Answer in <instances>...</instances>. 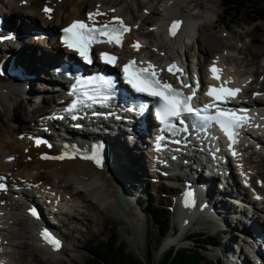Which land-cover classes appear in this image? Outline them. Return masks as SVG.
I'll return each mask as SVG.
<instances>
[{"label":"bare ground","instance_id":"bare-ground-1","mask_svg":"<svg viewBox=\"0 0 264 264\" xmlns=\"http://www.w3.org/2000/svg\"><path fill=\"white\" fill-rule=\"evenodd\" d=\"M7 1L9 0H0V15H2V12L4 13L5 20L8 23L7 28L9 30L15 32V34L21 35V39L11 41L20 43L23 51L20 49H14L15 45L11 41H5L4 43H2L3 45L6 43V45L10 46L11 50L7 51L6 54L14 55V66L16 68H21L19 75L8 73L3 80L6 81V84L8 82L11 84L10 85L8 83V88L9 90H13L14 93H21V95L26 98L28 97V95L31 96L33 94L39 97L38 105H33L30 111L32 114L35 112L39 114L43 113V116L44 114H46V107H49L50 105L49 100L52 99V103L55 104V99H62L63 96L55 97V95H52L50 87L44 84V82L46 81V76L50 73L51 67L53 68V62H57V57L59 56V52H61V49L57 46V44H54L53 49L57 51V54L49 56L47 55V51L42 49V47H34L33 44L36 42L32 40V36L34 35V33L31 32V29L45 31L49 30L50 35H52L51 38L53 40L54 34L60 30L63 24L68 23L73 19L86 18L87 13H103L104 15H98L100 16L101 22L109 21V18L114 15L123 16L124 23L131 24L132 26L138 25L139 23L140 25L144 26L154 25L151 24L154 20L152 22L147 20L149 19V17H152L153 14L157 13L161 16V18L158 20L155 19V25L157 29H163L164 27H166L167 33L169 32L170 26L173 21L179 20L181 22L179 29L176 31V35L173 36L168 34L166 39H164L157 32V30L155 33L152 30H148L146 32H137L133 29V32L128 36L130 44L133 43L134 40H139L143 43V46L139 49V51L135 52L131 45L125 43L123 45V51L125 53L124 59L126 60L128 57H135L139 61H145V52L147 51H159L162 52V54L164 53L165 57H170L169 51L175 50L178 54V57L184 59V62L188 67L196 66L198 68V72L201 74V76H203V82H206L207 79L210 82L207 68L209 65H211L212 61L206 64V67L204 68V62L200 60L199 57L197 58L196 54L191 55V53L194 51V49H197L196 47H198L201 57L205 58L206 55H212L216 51H219V47L223 46V40L221 38H218L213 34L205 35V28H202L201 32L199 31L200 35L197 39V44L191 45L187 44V42H182V40H184L188 36H196V21L194 22V16L190 14V10L191 5L199 7L200 5L198 4H204L202 1H197V5H195L193 0H159L158 4H161V12L163 11V14L161 12H158L156 5L151 6V8L143 5L144 8H142V11L145 10L146 13L142 14L141 17L137 15L140 10L135 11V9H132L133 7L130 4L124 6V4L127 3L124 0H116V3L114 2L111 5L109 4L110 6H105V1L103 0H98L97 2H93V0H25L27 6H21V0H10V6L8 5ZM39 2H41V4L38 7ZM134 2L137 6L142 5L138 2V0H134ZM92 3H94V5H97L92 9H87L88 6V8L91 7ZM119 3L123 4L121 5L122 8L120 7L121 9H118L117 7ZM147 4L150 5L149 3ZM45 5L53 8V12L51 13V15L41 12L42 7ZM69 5L74 6L75 8L70 11L71 13L67 14ZM182 6H185V10L182 9ZM128 13L130 15H128ZM212 22H215V20ZM148 32L153 33V35H155L154 37H156L157 39H153V41L147 42L146 36H151V34ZM180 41L182 42L183 49L185 51L175 48L179 46ZM40 43L42 44V42ZM45 45L51 48L48 43ZM243 49L244 48L236 50L233 46L230 47L228 45L225 51L223 49L222 52L216 53L213 56V59H216V62L222 67L226 79L231 83L236 82L240 87H243L244 82L251 80L252 77H256V80L262 77L261 81L257 84H259L260 89L264 90V70L260 67H255L254 70H250L247 64V67L243 65L244 63L238 59L240 57L238 55H242L243 60H246L247 54L242 52ZM27 52L29 53V56L27 55ZM160 61L161 59L156 60V62ZM263 63L264 60L260 62V65H262ZM257 68H260V70H257ZM27 72L34 73L36 75V78L28 79ZM193 73L195 72H193L192 70L190 71L189 69V75ZM19 78L26 79L29 84H27L26 81H23L22 84ZM21 85H27V88L23 89L22 91ZM253 89L254 91L258 90L257 87H253ZM0 97L6 105L9 101V96L0 93ZM14 98L17 99L16 97ZM26 98L21 99H23L27 104ZM21 99L17 100V104L21 102ZM2 116L3 114L0 115V117ZM108 122L114 123L116 127L108 129L104 136L101 137L104 140V143L109 148L110 162L102 163V165H105L107 167L106 172H103L101 169L100 171L95 169L93 163L82 160L79 154L71 160H42L41 155L43 152H46V150L43 147L34 148L31 146V144H29L31 148L30 156H28V159L24 160V163L21 162V159L18 157L19 150L21 149L18 145L21 144L18 143L17 139L14 138L15 133L10 140L14 142H12L10 146L3 143L7 141H0L2 142L0 143V173L2 174V179L6 180V182H8L9 184L8 189L0 193V200H3L4 202V205L2 207L0 206V229L9 230L11 227V231L15 232L12 225L23 228V221H18L19 219L16 218V215H19V213H14L13 215L10 210H27L28 206L31 204H34V206L36 207L38 218L42 220L43 224L45 223V211H43L42 205L45 207L47 199H45L46 201L44 203L41 197L38 198L39 200L33 199L35 195L33 193H30L29 190H26L27 187H30L32 191L39 196L47 197V195H49L56 200L63 201V203H59L64 209L65 207L70 206L68 212L65 213L64 210L59 212L60 219L62 218V215L70 217L72 216L71 211H77L75 207H72V205H67L69 201H74V198L82 199L81 196L76 193L70 194L67 192V190L69 189L67 183H72L78 186V189L85 190L89 196L96 200V203L86 200L88 206L90 205L92 209L98 208V205L100 204L108 212H117L120 210L127 217L136 215V213H132V210H137L138 208H140L139 204L141 203V201H143V195L146 194V189L149 188V186L143 184L144 187L142 186L141 190H138L139 186H137L136 179H138L137 176H140L141 178L144 177L145 180H149L147 171L143 172V169L145 167L144 156L147 145V137L151 133V127H148L149 134H147L146 131H139L136 135L132 136L129 142L128 136L126 134H121V129L124 125V121L122 119H115L110 116ZM89 135V133L79 134L78 132L71 131V133L66 135L68 139L61 140V142L70 143L74 140V142L78 146H83L84 143L82 140H86L85 144H87V137ZM10 147L11 149H8L9 151L5 152L6 155L3 156L4 151L2 150H6V148ZM36 151L37 153H34ZM51 152L53 154H58L56 147H53ZM115 156L120 159V161L123 163V166L128 171V177L126 179L127 187L125 191L117 188L114 183L116 166L118 164V159ZM23 157H25V155H23ZM253 157L254 153H251L246 158L240 157L235 164L236 169L234 173L239 176V180H241V178H246L248 181H250L255 190H252L251 188L243 190L240 187L237 178L234 179L235 175L229 167H225L223 169V174L221 175V177H219V189L221 190L219 197H217V195L212 192L213 188L207 189L206 185L204 188H202L200 183L195 182L194 180H191V183L195 185L199 192V196L201 199L200 203H207L206 206H202V209L203 211L207 212V216L209 217V219L203 221V223L214 221V223L220 225L221 231L228 230L230 233H233V235L227 238L226 241H228L229 243L232 241H235L234 243L239 241V244L237 243V246L235 245L236 250L232 251L231 255L235 257V254H238L237 257L244 258V260L246 262L248 261L249 264H263L262 262L264 260V254L262 253L260 247H264V204L255 201L253 199V196L255 194L264 196V190H262V192H259L254 183V179L258 178V180L260 182L263 181L264 184V176L262 175L261 171H257L258 167H256L255 160L252 159ZM259 158H261V161L264 162V156H261ZM246 162L250 165H247ZM34 163L39 165L47 163L49 165L58 167L57 169L61 168L60 171L56 169L55 173L58 176L59 180L65 182L63 183L65 184V186L62 187L60 183L51 185L41 177L43 175L42 173L30 172L32 168H35ZM113 167L115 169L113 173L114 178H110L112 176L111 173L113 172ZM51 172L54 174L53 170ZM12 189L18 190L16 192L18 193L16 197H14V195L11 193ZM19 192H25L26 196L19 194ZM18 197H23V199L26 200L25 203L22 204V202H19ZM115 197L121 198L123 202V208L117 204ZM245 201H247V204H250L249 208L252 209L251 218L246 223H244L245 221H243V219L240 220V217H236L234 220H228L229 216H245L247 211V209H245V207L243 206V203ZM89 202L91 203L89 204ZM93 204H96V208H94ZM239 206L240 208L238 209ZM100 214L102 213L100 212ZM74 219L76 218L74 217ZM200 221L202 220H199L197 222ZM60 222L64 226L67 224L62 219ZM249 233H253V237L251 235V237H249ZM5 237H7V234H5ZM34 241L39 243V237L35 236ZM174 243L175 240L173 239V236L166 237L161 242V246L159 248L161 254L172 244L174 245ZM17 244V246L19 247H26V243H23V241ZM59 249H56L54 252H48V254H51V256L58 255L61 253L59 252ZM246 250H249L250 252H254L256 254H261L262 257L255 262L253 259L254 257L249 255L251 253H249L247 256Z\"/></svg>","mask_w":264,"mask_h":264},{"label":"rangeland","instance_id":"rangeland-1","mask_svg":"<svg viewBox=\"0 0 264 264\" xmlns=\"http://www.w3.org/2000/svg\"><path fill=\"white\" fill-rule=\"evenodd\" d=\"M97 1L98 0H93V2H97ZM103 1H105L104 5L106 6L109 4L111 5L116 0H103ZM124 1L127 2L126 4H124V6H127V4H130L133 7L132 9H135V11L140 10L139 11L140 14L139 12L137 14L139 17H141L142 14L146 13L145 10L142 11V8H144L143 5H146L149 8H151V6L156 5L158 12H161L162 10V7L160 10L158 6L159 0H155L154 2L153 0H148L149 2H146L147 0H138V2L142 4L141 6H137L134 0H124ZM193 1L195 5H197V1L198 2L202 1L204 3L202 5L198 4L200 5L199 7L191 5L190 14L194 15V22L196 21L195 27L197 28V33L195 37L193 36H188L186 38L184 37L185 39L182 40V42H187V44H191V45L197 44V39L200 35L201 29L205 28V35L213 34V35H216L218 38H221L223 40V44H222L223 46L219 47L218 49L219 51H216L212 55L208 54L206 55L205 58L201 57L198 47H196L197 49H194L193 51L194 53L189 52L191 53V55L196 54L197 58L199 57L200 60L204 62V66H205L209 62V60L213 58V56L216 53L222 52L223 49L225 51L228 45L230 47L233 46L234 49L236 50L244 48L242 52L247 54L246 60L245 61L243 60L242 55H238L240 56L238 59L244 63L243 65H245L246 67L248 65L250 70H254L255 67H260L264 70V63L260 65V62L263 61L264 59L263 21L252 24L248 18L252 16L251 12L253 11V9H256L258 7H264V0H251L250 2L246 3L244 8L241 9L240 12L237 14L233 23H231L229 18L223 17L222 6H221L220 0H193ZM7 3L9 5L11 1L9 0L7 1ZM147 3H149L150 5H148ZM20 4L21 6H27L25 5L24 0H21ZM40 4L41 2L38 3V7ZM121 5L123 4L121 3L118 4V9L122 8ZM95 6L96 5L92 3L91 7L88 8L89 7L88 6L87 9H92ZM184 7L185 6H182V9L185 10ZM73 8L75 7L69 5L67 9V14L71 13L70 11ZM246 12H250V14L246 15ZM128 15L130 14L128 13ZM158 16L160 15H158L157 13L153 14V16L149 17L147 21L152 22L154 20L151 24H155L156 23L155 19L158 20ZM214 20L216 21L212 22ZM140 27H143L144 28L143 30H147V28H150L144 25H140ZM225 29L226 30L229 29L228 34H226ZM258 29H261V30L259 31ZM143 30H138V32H143ZM150 34L151 36L146 37L148 41L157 39L156 37H154L155 35H153V33H150ZM234 35H238L239 42L234 43L232 39V38H235ZM34 40H36L35 42L47 41L45 40L44 37L35 38ZM182 42L180 41L179 46L175 48L184 50ZM242 43H247V44H243L242 46H240ZM169 54H170V57L172 58L173 55L176 54V51L170 50ZM149 56L151 58L158 59V58H163L164 53L162 54L158 52H150ZM260 68H257V70H260ZM29 74L30 73L28 72L27 75ZM3 79L5 78H2L0 76V93L8 95L9 101L7 102L6 104L7 106H6L4 104V101L0 97V115L3 114V116L0 117V141L2 142L7 141L3 143L5 145L10 146V144L14 142L10 140L15 133L14 138L17 139V142L21 144V145H18L21 148L19 150L18 157L21 159V162L25 163L24 160H26V158L23 157V155H25V150L23 151L24 149L23 146H28L29 140L27 138V133L29 130H31L30 129L32 127L31 122L33 121V119H35V116L40 115L39 113H36V112L33 114L30 112L33 105L34 106L38 105L37 102H34V99L37 96L33 94L31 96L28 95V97L26 98L22 96L21 93H14L13 90H9L8 88L9 82L7 81L8 83L6 84V81ZM19 79L22 82V84H23V81H26L27 84H29V82L26 79H22V78H19ZM25 88H27V85L25 86L21 85L22 91ZM14 97H16L17 99H15ZM21 98H26L27 104ZM19 99H21V102L17 104V100ZM14 147H15V144H14ZM8 149L10 150L11 147L6 148V150L5 149L2 150L4 151L3 156L6 155L5 152L9 151ZM115 157L118 159V164L116 166L114 183L117 188H119L122 191L123 190L125 191L127 187L126 179L128 177V171L125 169L120 159L117 156ZM144 159H145V167L143 169V172H146L147 167H146L145 156H144ZM254 160H255L256 167H258L257 171L258 172L261 171L262 175L264 176V162L261 161V158L257 159L256 157H254ZM40 165L35 164L34 165L35 168L34 169L32 168L30 172L42 173L43 175L41 177L45 179L51 185H55V183H60L62 187L65 186V184H63L65 182L59 180L58 176L55 173V170L58 167L49 165L47 163H44L43 165L40 164ZM60 169L61 168L57 170L60 171ZM52 170L54 174L51 172ZM114 170L115 169L113 167L112 169L113 172L111 173L112 176L110 178H114L113 177ZM137 178H138L136 179L137 186H139L138 190H141L142 186L144 187L143 184H146L147 186H149V188L146 189V194L143 195L144 196L143 201H141V203L139 204L140 208H138L137 210L135 209L132 210V213L134 212L136 213V215H131L129 217L125 216L124 213H122L119 209H118L119 211L117 212L115 211L108 212L100 204L98 205V208H96V204H93L94 208L96 209H92L90 205L88 206V203L86 202V200L92 201L93 203H96V200L92 198L91 196H89L85 190H80L77 188L78 186L72 183H67L68 188H69L67 192L70 194L76 193L79 196H81L83 200L79 198L77 199V202H76L77 211L75 210L71 211L72 216L68 217V216L62 215L61 219L67 223L65 226L63 225V227L61 228V232L65 234L66 236V242L63 248L60 250L61 253L55 256L53 255L51 256L48 253H46V251L42 247L39 246V243L34 241L35 231H34L32 224L28 223V216L26 218V214L28 215V213L24 209H17L14 211L13 209H11L10 211L12 213H19V215H16V218L19 219L18 221L20 220L23 221V226H24L22 228V227H17L13 225V229L15 230V232L11 231V234H12L11 245L12 246L10 245L7 247V249L11 251L10 253L12 256L11 258L17 262H21L22 264H82L88 258L92 256V253H91L92 243L96 241H107L111 239H117L118 243L123 245L126 248V252L132 255L133 257L144 261L145 264H157V262L161 259L165 250L163 251L162 254L159 251V248L162 242L160 239L161 235H160L158 226L153 222V220L150 217V211H153L152 207H155L154 206L155 204L165 205L168 208V206H170V201H169L170 198H167L166 200L162 199L163 196L165 197L166 191H161L163 190L162 187L158 183H156L155 180H152V181L145 180L144 177L141 178L140 176H137ZM162 185L164 186V184ZM156 190L158 191L156 192ZM1 202H0V205L2 204ZM90 203L91 202H89V204ZM168 210L170 213V209ZM100 212L102 214H100ZM248 215L249 213H246L245 216H240L239 219L244 220ZM59 216L60 214L56 216V220L58 223L61 220ZM74 217L76 219H74ZM169 217H171L170 225H171V230H172L173 228L172 225L174 224L175 219H174V216L172 215ZM234 219L233 217H231V220H234ZM203 221L205 220L196 222L195 224L190 226L187 230L188 234L197 233V232H201L202 234H206V235L214 234L216 238L218 239L220 246L217 248L216 247L208 248L206 252V259H207L206 261L209 262L208 264L210 263L211 264H224V263L230 262L228 257L226 258L221 255L222 251L224 250L225 253L228 255L231 254L232 251H235V248L237 246L236 244L237 243L239 244V241L236 243H234L235 241H232L229 243L228 241H226V239L229 238L231 235H233V233H230L228 230H226L224 233H221L220 231H218V234H217V231H216L217 229L214 226H211L207 222L203 223ZM171 230L168 233L169 236H171L172 234ZM178 235L180 236L181 234L178 233ZM22 241L23 243H26V247L17 246L18 245L17 243L22 242ZM36 244H38L37 245L38 247L36 246ZM176 244L178 247V246H183L185 244H188V242L182 241L181 243L177 242ZM246 254L248 256L247 252ZM250 255L253 256V254H250ZM235 259H236L235 261L236 263L245 264L244 259H238L236 257Z\"/></svg>","mask_w":264,"mask_h":264},{"label":"snow or ice","instance_id":"snow-or-ice-1","mask_svg":"<svg viewBox=\"0 0 264 264\" xmlns=\"http://www.w3.org/2000/svg\"><path fill=\"white\" fill-rule=\"evenodd\" d=\"M46 13L52 11L51 8H45ZM97 15H104L103 13H88V20L92 22L91 26L89 23H86L83 20L73 21L71 25L63 29L64 32V43L67 47L77 51L80 56H82L88 63H91V57L89 50L91 46L95 43H109L122 46V39L124 33L130 31V28L125 25L124 21L115 17L111 21L104 22L102 24H97L95 17ZM180 21H173L169 32L171 35L175 36L176 31L180 27ZM133 47L139 51V42L133 44ZM101 59L105 63L114 64L116 57L108 53H101ZM142 64H146V67H137L135 60H130L123 66V72L127 82L132 85L136 91L141 93H146L149 96L158 98L160 101L159 107L156 111V116L159 118L162 124L166 128L172 129L176 125L173 121H178L180 125L185 124L184 117L191 116L193 117L192 127L196 128L198 123H210L215 122L223 130L224 134L228 139L235 143L236 129L243 126L249 119L247 116L246 109H239L237 114L236 110L227 109L220 107V103H226L228 99H234L236 95L241 91L239 88H225L223 85L220 88L210 87L207 96L212 98V102L209 104H204L202 107H193L191 100L192 95H184L180 90L174 88L171 84L166 81H162L158 78V72L156 66L151 62L141 61ZM168 71L175 74L180 72L175 64H172L168 67ZM210 71L213 73L215 79H219V76L216 75L220 70L215 66L210 68ZM102 80L103 85L110 87L111 81L104 80L102 77L98 78ZM89 80L87 83H91ZM227 83V82H225ZM183 87H189V85H182ZM75 91V89H74ZM85 96H88V93H84ZM195 95V93H193ZM107 96H104L103 99H107ZM88 99H95V96H88ZM76 107V102H74L67 111L71 112ZM211 109H215V113H210ZM62 118V117H60ZM76 119L75 116L72 117ZM188 131L187 127L183 129H177ZM37 145L42 143V141L37 140ZM51 147V145H49ZM159 149V145L157 146ZM235 155V153H233ZM44 158H53V159H64L65 156L61 155L58 157H44ZM85 159L93 160L97 165L102 166V157L100 155L99 149H94L92 155H85ZM4 185L0 184V188H3ZM192 194L189 193V196ZM259 198V197H257ZM32 215H36V212L33 210ZM44 240L53 247L54 250L60 248V241L55 238L47 230L41 233ZM3 264V262H0Z\"/></svg>","mask_w":264,"mask_h":264},{"label":"trees","instance_id":"trees-1","mask_svg":"<svg viewBox=\"0 0 264 264\" xmlns=\"http://www.w3.org/2000/svg\"><path fill=\"white\" fill-rule=\"evenodd\" d=\"M250 1L221 0L224 7V16L236 17L245 4ZM247 14H250V12H246ZM251 14L250 18L254 22L259 19L264 21V7L253 9ZM150 217L158 226L161 238H164L171 226L167 210L163 207L159 209L153 208V211H150ZM188 238L190 243L187 246L170 249L161 257L157 264H208L209 262L205 259V252L209 246H213V243L217 242L216 237L210 234L193 233ZM91 253L92 256L82 264H145L144 261L127 253L126 248L119 244L117 239L92 243Z\"/></svg>","mask_w":264,"mask_h":264},{"label":"water","instance_id":"water-1","mask_svg":"<svg viewBox=\"0 0 264 264\" xmlns=\"http://www.w3.org/2000/svg\"><path fill=\"white\" fill-rule=\"evenodd\" d=\"M116 198V202H117V204L120 206V207H122L123 208V202H122V200H121V198H119V197H115Z\"/></svg>","mask_w":264,"mask_h":264}]
</instances>
